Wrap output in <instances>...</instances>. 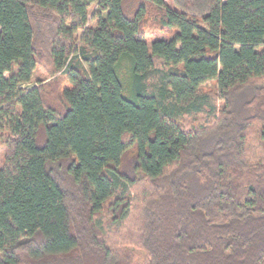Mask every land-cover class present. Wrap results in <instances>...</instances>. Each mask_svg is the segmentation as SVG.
Wrapping results in <instances>:
<instances>
[{
    "label": "trees",
    "instance_id": "trees-1",
    "mask_svg": "<svg viewBox=\"0 0 264 264\" xmlns=\"http://www.w3.org/2000/svg\"><path fill=\"white\" fill-rule=\"evenodd\" d=\"M172 2L0 0V264H264V0Z\"/></svg>",
    "mask_w": 264,
    "mask_h": 264
},
{
    "label": "rangeland",
    "instance_id": "rangeland-1",
    "mask_svg": "<svg viewBox=\"0 0 264 264\" xmlns=\"http://www.w3.org/2000/svg\"><path fill=\"white\" fill-rule=\"evenodd\" d=\"M166 2L171 7H174L172 0H166ZM90 24L91 25H94L95 24V21L92 20L90 22ZM163 38L164 39H169V37H167V36H165ZM152 41H153V37L150 36V33H149L148 34V42L151 43ZM54 78L55 77H51L48 74V72L45 71L44 68L39 67L37 69L36 73H35V77L33 79V82L29 86H27V87H32V86L37 85V82H38L39 79H41L43 81V83H45V82H49V81L53 80ZM64 84H68V83L67 82H64ZM202 91L203 92H211L213 95H217V86H216V83L215 82H210V83L206 84L205 86H203ZM6 152H7L6 146L3 143V141L0 139V165H2L4 163L5 156H6ZM122 247H124V246L122 245Z\"/></svg>",
    "mask_w": 264,
    "mask_h": 264
}]
</instances>
